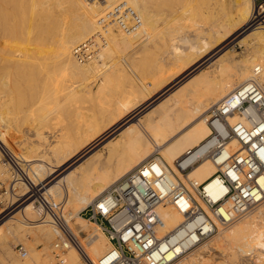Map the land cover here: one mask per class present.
I'll use <instances>...</instances> for the list:
<instances>
[{"label":"bare ground","instance_id":"obj_1","mask_svg":"<svg viewBox=\"0 0 264 264\" xmlns=\"http://www.w3.org/2000/svg\"><path fill=\"white\" fill-rule=\"evenodd\" d=\"M142 1L0 0V150L3 146L8 156H12L16 170L21 175L15 178L17 182L14 183L10 194L13 207L7 208L10 211L8 215H11L6 221L3 220L0 233L6 224L9 231L7 233L21 237L23 235L19 233L27 230L31 233L29 238L44 242L46 245L44 251L34 252L32 255L33 259L36 256L37 261L51 264L53 256L49 245L52 244V235L56 234L49 215H43L44 219H37L39 208L37 210L33 200L29 202L33 196L38 194L40 196L42 190H44L42 195L50 197L49 199L56 203L64 197L63 201L69 206L65 218L75 243L71 244L72 247L69 245L67 258L65 257L66 264H99L101 260H107L115 255L112 243L101 228L96 225L91 229L89 220L78 215L76 208L81 204L88 206L94 202L156 152L163 157L172 177L186 181L194 178L196 179L194 182L204 183L209 194L214 198L223 197L227 192L216 172L227 157L241 149V145L235 137L224 142L222 137L228 135L227 123L221 119H213L210 114L212 109L236 88L253 79L257 67L261 70L257 79L264 84V10H257L252 0H233L239 11V17L227 19L225 24H220V27L215 25L218 29L215 30L213 27L214 31L208 32V36L201 38V42L191 43L188 48H183L177 43L172 44L169 55L174 56V61L171 64L166 61L165 71L162 72L165 75L158 77L156 85L151 83L150 89L148 86L147 89H143L133 76L132 78L120 71L118 74L111 71L101 88H93L92 75L97 72L98 67L99 71L104 67V62L101 66L99 64L95 66L97 59L108 60L106 56H110V59L114 60L117 53L118 57L119 54H125L141 29L150 26L151 21L148 23L146 18L149 15L146 12L147 16L144 15V9L141 7V3L144 2ZM125 2L142 17V24L129 31L120 29L116 22L117 16L111 14L116 8L125 9L122 6ZM175 21L177 22L176 19ZM248 21L249 25L255 28L248 30L246 28ZM182 38L186 42L190 41L186 37ZM235 41L249 46V48L244 46L249 51L247 56L244 55L238 60L224 52L225 46ZM75 53H78L80 58H86V61H81ZM95 60L97 62H94ZM116 61L114 60L115 63ZM214 65L216 70L206 68ZM167 68L171 70L167 71ZM117 69L122 71L120 68ZM185 77L188 80L186 78L180 83L179 81ZM121 80L129 82V88L133 91L131 96L133 94L137 96L132 98L125 96L120 99L117 111L111 115H104L100 121L94 123L91 126L92 136L83 144L79 145L81 135L77 133L75 137L69 136L65 142L63 139H60L58 144L51 142L52 140L48 142L52 137L48 135L50 134L48 128L60 125V112L64 106L70 101L74 102L77 96L87 98V95L94 91L111 90L114 81L120 84ZM67 89H72L76 93L70 96L66 93ZM65 93L69 94L66 95L69 97H65ZM148 106H150L148 110L138 115L142 108ZM249 113L256 117L253 110H249ZM21 118L24 119V123L30 121L36 126L34 131L36 135L33 134L36 137L32 140L37 138L36 145L39 150L43 147L47 150L46 154L50 155H45V159L42 155L36 160L32 158L40 162L33 163V169H26L27 171L19 155L12 150L13 146L11 147L8 141L6 130H3L7 126L10 127V124H19ZM227 121L232 125L239 121L248 123V116L234 112L227 116ZM213 127L218 133L213 132ZM115 135L119 136L115 137ZM102 138H106L101 144L106 150L105 156L113 157L125 145L128 158L120 159L113 166H98L103 153L95 157L92 156L93 154L87 155ZM216 145L222 146L215 158H212L208 156V152ZM261 154L264 156V149ZM177 158L181 159L184 168L200 158L202 160L200 159L199 163L193 165L184 174L181 168L175 166L174 161ZM82 159H85L84 164L80 162ZM31 162H29L30 166ZM8 175L5 177L8 178ZM17 185L21 188L20 191H17ZM19 207L20 210L14 213L13 211ZM191 207V202L185 197L158 206V212L164 220L163 227L158 229V236L162 238V251L169 261L168 264H191L196 262L198 257L203 260L202 254L208 251V247L202 254V251H198L202 245L201 232L198 231L202 217L199 215L188 217L189 213L186 212ZM256 207V210L253 209L255 213L251 215L249 213V218L245 220L244 217L245 221L242 223L237 224L236 221L234 224L232 221L226 226L227 228L219 226L224 230L223 233L220 232L221 234L217 232L220 236L215 234L216 242L220 244L222 240L230 241L235 248H238L236 250H247L249 253L263 247L264 200ZM3 211L5 212L3 209L0 210V218ZM201 228L206 232L208 227L202 225ZM81 231L87 234L89 244L81 241L79 236L74 234L75 232L79 234ZM1 236L0 249L4 250L7 242L5 245ZM213 238H209V243ZM197 243H200V247L196 252L201 255L195 253L197 256H193L192 253L197 248L193 247ZM191 249L193 252L189 254ZM201 249L203 250V247ZM187 253L192 254V257L184 256ZM16 264L33 263L28 258L25 262L20 261Z\"/></svg>","mask_w":264,"mask_h":264},{"label":"built area","instance_id":"obj_2","mask_svg":"<svg viewBox=\"0 0 264 264\" xmlns=\"http://www.w3.org/2000/svg\"><path fill=\"white\" fill-rule=\"evenodd\" d=\"M122 6L125 9L116 8L111 13L117 16L119 28L129 31L140 26L142 17L139 12L126 2ZM75 54L80 58L78 53ZM80 60L85 62L86 58ZM260 73L257 67L256 76L219 102L210 114L213 119L227 123L228 135L222 137L223 141L235 137L241 145V149L227 157L216 172L226 187V194L214 198L204 183L192 180L185 183L180 178L172 177L161 154H152L85 207V211L80 212L100 227L112 243L115 255L101 260L99 264H168L162 251V238L158 236V229L164 225L158 212V206L162 203L176 202L180 197L189 200L192 207L186 213H189L188 217H202L198 231L201 232V241H204L215 235L219 226L226 227L264 200V156L261 154L264 149V84L257 79ZM249 110H253L256 117ZM234 112L247 115L248 123L239 121L234 125L229 124L227 116ZM213 132L218 133V130L213 127ZM221 146L213 147L208 156L215 158ZM5 157L11 162L6 152ZM200 159L185 168L180 158L175 159L174 163L178 169L186 172ZM23 163L27 164V161ZM36 200L39 213L49 215L55 229L57 240L54 243V254L57 262L65 264L64 255L69 245L75 243L65 219V202L56 203L44 195L38 196ZM202 225H207L206 232L201 228ZM19 249L26 255L27 251L22 244ZM256 260V257L247 255L242 262L247 264Z\"/></svg>","mask_w":264,"mask_h":264},{"label":"rangeland","instance_id":"obj_3","mask_svg":"<svg viewBox=\"0 0 264 264\" xmlns=\"http://www.w3.org/2000/svg\"><path fill=\"white\" fill-rule=\"evenodd\" d=\"M143 1H142L143 3H141V7H143L142 9H144V13L146 12L149 15V16H147L146 13L144 14L147 16L146 18L149 21L148 23H150V21H151L150 26H147L146 29L145 28L143 30L141 29L139 35L133 39L134 42L131 45L132 47L131 46H130L131 48L129 47V49H128L129 51L127 50V52L125 54L124 53L119 54L120 57H118V53L114 56V60H117L116 63L114 62L113 59H110V56H106L107 58H109L108 60L101 59V61H100L99 59H97L98 62H97V60L94 61V62H97V63H94L95 66H96V64L97 65L99 64L101 66V65H103V62H104V65H103L104 67L103 66H102L103 68L101 67L102 68V70L100 69L101 72L99 71V67H98L97 72L94 74L92 73L93 74L92 75L93 76L92 77L93 78L92 79L93 88H95V87H96V89L101 88V86L104 85V82L108 78L109 74H111L112 72L113 73L116 72L118 74V72L120 71L122 73H125V75H129L130 77L133 76L135 78L136 82H138L139 86L142 87L143 89H147L144 87V85L148 86V89H150L151 86L149 84L152 83V81L155 77L165 75L162 73L165 71L163 69V64H164V68H165L167 60H168L167 62H169L168 64H171L174 61V59H173L174 56L169 55V53H170L169 49H172V44L177 43L179 46L181 45L183 48H188V46L191 43H199V41L201 42V38L208 36L207 35L208 32L214 31V29L215 30L218 29V28H216V26L220 27L221 26L220 24H222V25L225 24L227 19H234V18L237 19L236 17L239 15V11L236 8L233 0H143ZM252 1L254 3V6H256L255 8L257 10H259V11L264 10V0H252ZM145 5H146V7L144 8ZM252 8H253V4H252ZM251 16H252V11H251ZM251 16H250V19H251ZM148 17L151 18V20ZM175 19L177 20V22L175 21ZM219 21H220V23H219ZM249 21L247 22L248 24H246V28L248 30L255 28L254 26L249 25ZM166 25H168V27ZM213 27H215V28L213 29ZM153 28H155V29H153ZM152 30H153V32H152ZM148 32H150V33L148 34ZM143 34H145V35H143ZM182 37H186V39H189L190 41L186 42V40ZM183 40H185V41H183ZM249 42L251 43V41H249ZM244 46H247L249 48L248 45H241V43H239L237 41L231 42L225 46L224 52H227V54H231L235 59L238 60V59L244 57V55L247 56V54L249 53L248 48L246 49V47H244ZM104 59H106V58L104 57ZM105 61H106V63H105ZM112 61H113V63H112ZM109 62H111L115 66ZM120 63H121V65H120ZM107 65H112L113 68L111 66L107 67ZM116 67L122 69V71L118 70ZM141 67H142V70H141ZM108 68L109 69L111 68V69L108 70ZM168 68H167V71H170L171 69H168ZM206 68H209L210 70L211 69L216 70V65L209 66V67L207 66ZM132 70H134V71H132ZM109 71H110V73H109ZM98 72L100 73V75H98L99 74ZM96 74L98 77L97 76L95 77ZM187 77L180 80L179 82L181 83ZM187 80H188V78H187ZM116 82L117 81H114V83H116ZM157 82H158V80H157ZM185 82L186 81H184V83ZM174 86L175 85H173V87ZM115 88L118 90V92L116 91V94L112 95L113 96L112 97L111 91H112V89L114 90ZM126 88H129V86ZM126 88L122 90L121 84H118V85L114 84L112 86L111 90L101 89L98 92L94 91L92 93H89L87 95V98H86V96L85 97L81 96L83 98V100L79 96L82 101L77 96V98L73 100L74 102L70 101L66 106H64V108L61 109L62 111L60 112V115H61L60 125H54V126L48 128V130H49L48 132H50V134H48V135L52 136L48 142H50L52 140L51 142H53V143L56 142L58 144L60 139H63L65 142L66 139L69 138V136L75 137V135L77 133V135H81V137L79 138V141H78V143H80L79 145L83 144L87 138H90L92 136L91 126L94 123L100 121L104 115H111L112 113L117 111L118 101L120 99L124 98L125 96H127L128 98H130V97L132 98V97L137 96V94H135V95L133 94L131 96L133 91L130 88L128 90H126ZM67 91H66V93H69L70 96L74 95V93H76V92H73L72 89H67ZM66 93H65V97H69V96H66V95H69ZM103 93H104V96H103ZM77 99H79V100H77ZM76 101L78 104L76 103ZM79 101H81V102H79ZM152 103H155V102L152 101ZM69 104H71V105H69ZM76 104H77V106H76ZM149 108H150V106H148L146 108H142L140 110V112L138 113V115L141 112H145ZM11 116H13V113L11 114ZM10 121L12 123V120H10ZM25 121H28V119H25ZM31 123L32 122H30V121L27 123H24V119L21 118L19 121V124L13 123L15 125V127H13L14 126L13 124H10L11 125L10 127L7 126V127H5L6 129L5 128L3 129V130H6L5 132H7L6 135H7L8 141H9L11 147L13 146L12 150L17 155H19V158H21V160H22L21 161L22 164H23V161H25V159H26V161H27V159L29 160V161H27V164H23L25 171L32 170L34 167V164L40 162V161H34V159L36 160L41 155H42L43 159H45V155L50 156L49 153L46 154L47 150L43 149V147H41L39 150L38 145H36L37 140H38L37 138H34V139H36L34 141L32 140L33 137H36L35 136L36 134L34 132V131H36L35 130L36 126H33ZM31 125L33 126V128H31L32 127ZM27 126H29V127L31 126V127L29 128ZM7 128L8 129L10 128L11 131L7 130ZM87 129H89V131L86 132ZM32 130H33V132H32ZM26 131H27V133H26ZM57 131H58V133H57ZM20 132L22 133V135H20L21 134ZM9 133H12V134H9ZM24 133L26 135H24ZM55 133H56V135H55ZM33 134H35V135H33ZM117 136H119V135H115V137H117ZM24 137H26V138H24ZM29 138H31V139H29ZM108 138L109 137H107V139ZM28 140L30 142H28ZM12 141L14 142V144ZM22 141H23V143H22ZM103 141H106V138H102L100 141H98L93 146V148L88 151V155H87V156H90L93 154L92 156L95 157L97 154L103 153V155H101V159H100L101 163L98 164V166H101V167L113 166V165L117 164L120 159L128 158V156H127L128 154L126 152V149H125L126 146L125 145H124L123 149L121 151H119L118 153H115L113 155V157H109L107 155L105 156L104 154H106V150H105V148H102V146H101ZM20 143H22V145ZM32 144L34 145V147ZM20 145H21V147H18ZM2 147L3 146H1V150H0V173L2 172L0 174V210L2 211V209H3V210H5V212L3 211L4 213L1 214L0 225L2 223H4L3 220L6 221L9 218V216L11 215V214L8 215L10 211L7 210V208L11 209V206H12L11 204L13 202V200L10 197V194L12 193L14 183L17 182V180H15V178L21 177L19 172H17V170H16V163H15L14 159L12 158V156L11 157L9 156L11 158V162L14 161V163L8 162V159L5 157L6 151ZM5 148L7 149L6 146H5ZM7 151H8V149H7ZM94 152H96V153L94 154ZM30 153H31V156H30ZM25 156H26V158H25ZM22 157H24L25 159ZM32 158H34V159H32ZM84 160L85 159H82L80 162L84 164L85 163ZM201 160H202V158H201ZM201 160H199L197 163H199ZM29 162H31V166H30ZM197 163H195V165ZM77 167H78V165H77ZM187 172H188V170L186 172H183V173L186 174ZM7 175H8V178L5 177ZM181 180L185 183H188V181H186V179H181ZM192 181H196V179L193 178ZM16 188H18L17 191H20V189H21V188H19L18 185L16 186ZM43 192H44V190L41 191V195L43 194ZM38 196H39V194L37 196H33V198H31L29 200V202L32 200L34 201V205L36 206V208L39 205L38 201L36 200ZM44 196L47 197L46 195H44ZM63 199H64V197L59 199V202L61 200L63 201ZM9 202H11V203H9ZM65 206L67 209L65 211V213H67L69 206L66 203H65ZM86 206L87 205H83V204L77 206L76 213L78 215H81L79 213L83 210L85 211ZM20 208L21 207L16 208L13 212L14 213L18 212L20 210ZM256 209H257V207L254 208V210H256ZM254 210L252 209V212H248L245 216L240 217L241 222H239L240 218L235 220L234 224L236 223V221H237V224L245 221L247 218H249V216L251 214L255 213ZM38 212H39V210H38ZM38 212H37V215H38L37 219H40V218H42L43 215H41ZM249 213H250V215H249ZM244 217H245V220L243 219ZM65 219H67V218H65ZM89 224H90L89 226H91V229L93 226H96L95 224L91 223L90 221H89ZM233 225H231V226H233ZM219 230L220 231H218V233L221 234L220 232L222 231V233H223L224 229L221 230L219 228ZM7 232H9V231H8L6 224H5L3 231L0 233V236L2 235L1 237L3 238V242H4V244L7 242V245L5 244L6 248L4 250L0 249V264H9V263L10 264H16L17 262H20V261L22 263V262H25L26 260H28V258H29V260H32L33 264H36V263L37 264H45V262H43V261L42 262L39 260L37 261L36 256L35 257L33 256L34 259L32 258V255H34L33 254L34 252L38 253V251L39 252L44 251V248L46 247L44 242L37 241L35 239H34L35 240L34 241V240H32L33 239L32 237L29 238L31 233H29V231H27V230L26 231L24 230L23 232L21 231L19 233V234L23 235L21 237L15 236L14 234L7 233ZM28 233H29V235H28ZM74 234L78 235L79 238L81 239V241H83L85 243L89 242L86 233L81 231L79 234L76 232ZM213 236H215V235H213ZM213 236L210 237V239L213 238ZM216 236H220V235H217V233H216ZM216 236L212 239V242L210 240V243H209V238L204 240V241H201V244L204 246L200 245V243H197V245H195L193 247L194 249L197 247L195 249V252H193V250H194L193 248H192L193 250L191 249L192 251L191 250L189 251V254H190V252L191 253L193 252L192 253V254H194L193 256H197V255L200 256L204 252V250L208 249V251H206L202 254L203 260L201 257H198L196 262H192L191 264H244L242 261L244 260L245 256H247L249 254L254 256V257L256 255V257H258L259 260L258 261L256 260L253 263H247V264H264V246L257 248V251H255L253 253L252 252L249 253L247 250L242 251V249H239L240 251H238V250H236L238 248L237 247L235 248V245L231 244L230 241L225 242L224 240H222V241H220V244L218 242H216L217 241ZM23 239H24V241H23ZM25 239H26V241H25ZM30 239H31V241H30ZM56 240H57V236H56V234H53L51 237V243L52 244L49 245V248L52 252L51 254L53 256L52 257L53 260H52L51 264H58L57 259H56L55 254H54V243L56 242ZM223 241H224V243H223ZM263 241H264V237H263ZM204 242H206V243L204 244ZM28 243H29V245H28ZM21 244L24 246L25 250L27 251L26 255H23L21 253V251H19L20 250L19 246ZM199 245L201 247H203V250L201 249V247ZM70 247H72V245ZM206 247H208V248L206 249ZM209 247L211 249H209ZM197 249L199 252L202 251L200 255H199V253H197L198 251L196 252ZM246 251H247V253H246ZM261 252H263V253H261ZM195 253H197V255ZM260 253H261V255H260ZM189 254L188 253L184 254V256H188ZM191 255H189V256H191ZM64 256L67 258V251H66ZM30 257H31V259H30ZM199 258H201V260ZM82 260H83V262H85L84 259H82ZM186 260H188V257L186 258Z\"/></svg>","mask_w":264,"mask_h":264},{"label":"crops","instance_id":"obj_4","mask_svg":"<svg viewBox=\"0 0 264 264\" xmlns=\"http://www.w3.org/2000/svg\"><path fill=\"white\" fill-rule=\"evenodd\" d=\"M163 69H164V64H163ZM157 79H158V77H155V78L153 79L152 83L156 85ZM117 82H118V81H117ZM117 82L114 83V84L117 85V84L120 82V80H119L118 83H117ZM127 83H128V84H127ZM120 84H121V86H122V90L125 89L126 87L130 86V85H129V82L122 81V80H121V83H120ZM149 85L151 86L152 84L150 83ZM144 87L147 88L146 85H144ZM128 89H129V88H126V90H128ZM116 91L118 92V90H117L116 88H115L114 90L112 89V91H111V96H112V95H115V94H116ZM120 91H121V90H120ZM103 96H104V93H103ZM112 97H113V96H112Z\"/></svg>","mask_w":264,"mask_h":264}]
</instances>
